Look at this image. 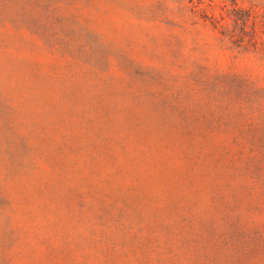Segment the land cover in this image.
<instances>
[{
    "label": "rangeland",
    "instance_id": "obj_1",
    "mask_svg": "<svg viewBox=\"0 0 264 264\" xmlns=\"http://www.w3.org/2000/svg\"><path fill=\"white\" fill-rule=\"evenodd\" d=\"M0 264H264V0H0Z\"/></svg>",
    "mask_w": 264,
    "mask_h": 264
}]
</instances>
